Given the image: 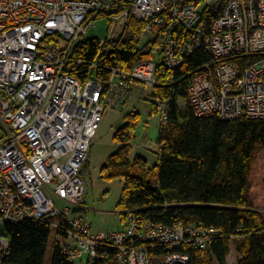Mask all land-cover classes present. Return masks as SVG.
<instances>
[{
	"label": "built area",
	"instance_id": "1",
	"mask_svg": "<svg viewBox=\"0 0 264 264\" xmlns=\"http://www.w3.org/2000/svg\"><path fill=\"white\" fill-rule=\"evenodd\" d=\"M117 6L0 0V221L48 224L71 263L104 260L105 248L116 264H189L182 247L206 250L217 231L165 226L129 210L122 212L124 230L93 233L74 214L84 203L82 169L105 113L124 106L136 85L154 89L156 64L142 60L127 71L108 69L106 81L82 82L74 72L85 62L73 58V49L102 15L111 31L101 47L124 35L129 18L137 20L144 27L135 40L159 38L160 61L170 70L197 50L210 53L189 75L187 103L195 116L264 119V0H134L115 14ZM154 107L165 123L168 103L156 99ZM7 249L0 235V255Z\"/></svg>",
	"mask_w": 264,
	"mask_h": 264
},
{
	"label": "trees",
	"instance_id": "2",
	"mask_svg": "<svg viewBox=\"0 0 264 264\" xmlns=\"http://www.w3.org/2000/svg\"><path fill=\"white\" fill-rule=\"evenodd\" d=\"M133 2L117 0L114 13L128 10ZM143 27L129 18L124 35L117 40L101 47L99 39H83L73 49V58L85 62L74 72L82 82L88 78L106 81L110 68L127 71L139 61L153 60L156 86L149 96L151 114H156V99L168 103L154 164L131 154L139 114L130 113L113 132L112 140L120 147L106 159L100 180L120 182L118 211L132 210L142 220L165 226L202 225L217 231L206 250L182 247L189 264H226L231 248L238 255L236 264H264V212L254 208L251 200L253 166L264 152V119L195 116L187 103L189 75L210 61V53L197 50L180 68L170 70L160 61L159 38L135 40ZM93 64L98 67L91 69ZM1 236L8 240V249L0 255V264L44 263L51 236L48 224L3 223ZM52 245L50 264H74L53 241ZM100 251L104 260L88 259L86 264H116L114 252Z\"/></svg>",
	"mask_w": 264,
	"mask_h": 264
},
{
	"label": "rangeland",
	"instance_id": "3",
	"mask_svg": "<svg viewBox=\"0 0 264 264\" xmlns=\"http://www.w3.org/2000/svg\"><path fill=\"white\" fill-rule=\"evenodd\" d=\"M110 2L112 0H100ZM92 27L87 31L86 39H99L100 41L108 38L111 31V23L107 16H100L91 22ZM151 89L142 85L136 87L130 92L129 98L124 107L105 113L102 122L93 139L92 149L90 150L89 164L83 167L82 179L85 183L86 193L84 195L83 212L84 218L91 225L93 233L110 232L122 230L126 222H120V215L116 209L119 199L121 184L118 180L105 182L97 178V168L117 144L112 140L115 130L124 123V116L132 113L139 114V123L135 128L134 137L130 142L132 156L143 157L150 166L155 162V153L157 151V136L160 126V116L151 115V103L149 96ZM89 154V153H88ZM251 200L253 207L264 212V152L261 153L254 166L251 175ZM58 207L63 204L56 201ZM77 215L80 213H76ZM75 214V215H76ZM3 234V223L0 221V235ZM53 253L52 238L48 240V246L43 264H50ZM238 255L234 249L226 258V264H236ZM74 264H86V260L77 261ZM214 264H218L214 261Z\"/></svg>",
	"mask_w": 264,
	"mask_h": 264
},
{
	"label": "crops",
	"instance_id": "4",
	"mask_svg": "<svg viewBox=\"0 0 264 264\" xmlns=\"http://www.w3.org/2000/svg\"><path fill=\"white\" fill-rule=\"evenodd\" d=\"M125 106V105H124ZM124 106H122V107H124ZM121 107V108H122ZM115 110V109H114ZM114 110H111V111H114ZM132 113V112H131ZM151 114V113H150ZM151 115H153V114H151ZM93 141V140H92ZM92 145H93V142L91 143V147H92ZM90 147V149H89V154H88V157H87V161H86V163L84 164V166L83 167H86L88 164H89V158H90V150L92 149ZM120 146L117 144V147L113 150V151H111L107 156H105V159L103 160V162H101V165L100 166H98V168H97V178L100 180V178H99V172H100V170H101V168L104 166V164H105V161H106V159L110 156V155H112L113 153H115L117 150H118V148H119ZM138 156V155H137ZM143 158V157H142ZM82 172H83V170H82ZM84 204V203H83ZM83 204L81 205V207L79 208V209H76V210H74V214H76V213H80V214H78L84 221H86V219L84 218V216H83V214H81V213H83V212H87V209H85V208H83L82 206H83ZM118 211V210H117ZM118 214L120 215V222H122V223H124V216H123V214H122V212L121 211H118ZM77 215V214H76ZM125 229V228H124ZM124 229H122V230H124ZM115 231H121V230H115Z\"/></svg>",
	"mask_w": 264,
	"mask_h": 264
}]
</instances>
